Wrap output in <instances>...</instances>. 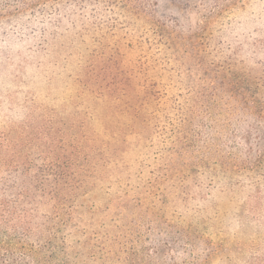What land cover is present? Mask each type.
<instances>
[{
    "label": "trees",
    "instance_id": "obj_1",
    "mask_svg": "<svg viewBox=\"0 0 264 264\" xmlns=\"http://www.w3.org/2000/svg\"><path fill=\"white\" fill-rule=\"evenodd\" d=\"M147 10L0 0V264H264V0L190 35ZM61 29L141 53L123 84L88 64L68 114L42 61Z\"/></svg>",
    "mask_w": 264,
    "mask_h": 264
},
{
    "label": "rangeland",
    "instance_id": "obj_2",
    "mask_svg": "<svg viewBox=\"0 0 264 264\" xmlns=\"http://www.w3.org/2000/svg\"><path fill=\"white\" fill-rule=\"evenodd\" d=\"M140 1L148 9L146 11L150 14L148 17L154 20L156 24H164L176 30L180 29L182 32L190 35L203 27L207 16L217 10H223L228 0ZM138 20L139 19H134L136 22ZM141 21H143V19ZM207 26L209 29L216 28V24H207ZM156 31L159 32L158 29H156ZM82 36H84L86 40H76L70 32L62 29L52 33L48 40L47 57L42 58V61L46 63L49 69H52L56 63L59 64L57 71L60 77V83L62 84L60 88H63V84L69 87V89H62L64 90L61 94L63 98H60L54 103L62 114H68V111L72 107L68 100L69 98L78 99L75 92L77 88L81 86L76 85L75 78L78 75L81 76L83 72L86 71L88 64L92 63L96 72H101L105 74L106 77L110 76L108 79L123 84L127 76V69L137 64L138 62L136 61H139L141 57V53H139L135 45L128 47L125 44L124 48L121 47L120 39L116 41L110 39L106 44H103L99 42V33L97 32L93 35ZM15 46L13 50L15 59L27 61L29 57L34 58L35 55L31 56L30 52L25 49L23 45L17 44ZM40 57L41 56H36L35 59ZM138 71H140V69H138ZM72 82L75 83L76 86H73ZM6 84L9 87L13 86L11 79H8ZM42 88L47 90L45 84L42 85ZM83 100L79 103L80 109H85L92 102L87 98H83ZM156 109V105L150 106V110L153 114H157V112L154 111ZM133 137H131V139H133ZM141 141L139 147L140 151L147 146L144 140ZM98 194L99 196L102 195L100 192ZM256 229L258 232H262L261 234H264V224L262 227L251 224L250 230Z\"/></svg>",
    "mask_w": 264,
    "mask_h": 264
}]
</instances>
